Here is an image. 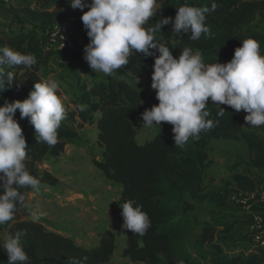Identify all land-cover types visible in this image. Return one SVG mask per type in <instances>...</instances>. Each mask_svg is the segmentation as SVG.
<instances>
[{
  "label": "trees",
  "instance_id": "trees-1",
  "mask_svg": "<svg viewBox=\"0 0 264 264\" xmlns=\"http://www.w3.org/2000/svg\"><path fill=\"white\" fill-rule=\"evenodd\" d=\"M11 9L16 29L11 26L0 33V46H10L21 53H31L37 63L31 68L13 67L6 71L14 74L11 85L6 83L5 91L0 92V106L5 100L26 99L33 85L38 80H46L51 54L44 51L45 39L39 28L49 29L57 26L71 42V55L75 59L83 57L84 46L89 43L86 34L81 33L79 9L71 7L69 0H17ZM90 2V0H89ZM185 0H158L160 6L150 23H156L164 17H175L176 11ZM189 5L211 8L217 4L214 12L206 14V24L211 35H201L197 41L188 39L189 33L183 31L176 35L171 32V25H164L158 38L166 42L174 57H178L185 46L200 50L206 63H226L234 55V49L241 46V41L254 38L260 42L264 54V0H187ZM88 9L85 8L84 11ZM152 57L140 54L130 57L129 64L121 69L133 79H140L147 74L151 80ZM44 69L42 70V68ZM43 73V74H42ZM82 93L72 101L86 105L80 112L68 107V116L58 129L59 142L54 147L37 143L34 127L27 118L21 119L17 110L15 119L23 129L29 147L30 159L26 161L28 170L42 185L54 188L59 180L49 172H40L39 164L48 156L59 157L68 145L80 141L79 129L85 124H95L97 144L103 150L101 160H93L97 168L109 181L122 186L121 200H133L142 205L150 220L151 227L141 236L131 231H104L98 243L85 248L66 235L49 230L45 223L32 220L16 221L15 218L0 225V239L24 229L27 235L21 244L30 257L31 264H67L69 257H75L78 264H84L83 257H88L87 264H108L115 252L116 239L126 233V245L123 264H201L197 261L192 247L187 245L193 236L202 244L214 250L216 256L212 264H264V248L254 243L247 250L225 253L219 238L218 227L231 230L243 220L251 225L252 219L232 212H223L225 218L217 224L205 223L194 234L192 221H197L195 212L198 206L208 202L224 205L231 196L228 186L220 192H208L204 182L205 171L211 165L208 144L212 140L244 141L247 145L251 165L264 171V138L251 130L245 123L246 113H237L226 105H221L225 112L222 116L209 100V117L218 121L208 132H201L199 140H193L192 150L189 141L183 148L174 146L172 125L164 123L157 134L148 142L137 141L138 119L150 106V101L139 84L127 79L110 76L106 80H92ZM155 92V90H153ZM60 94V91L59 93ZM96 114L98 118L96 120ZM233 189L242 196H251L257 191V183L246 174H237L233 179ZM15 186V185H14ZM26 193L29 203L31 189H20ZM222 213V212H220ZM226 217H234L226 221ZM228 220V219H227ZM264 237V236H263ZM6 252L0 248V264H7Z\"/></svg>",
  "mask_w": 264,
  "mask_h": 264
},
{
  "label": "clouds",
  "instance_id": "clouds-1",
  "mask_svg": "<svg viewBox=\"0 0 264 264\" xmlns=\"http://www.w3.org/2000/svg\"><path fill=\"white\" fill-rule=\"evenodd\" d=\"M69 2L72 8L83 13L81 21L90 38L84 46V60L92 72L113 76L136 54L154 59L150 87L155 90L158 104L146 108L141 116L146 127L158 125L161 128L162 122L172 125L174 146L183 148L189 138L199 140L201 132L216 126L218 121L209 118L212 115L208 110L209 100L219 110V116L225 112L221 105H226L237 113L243 110L247 125L264 126V54L259 41L246 38L234 49L230 61L206 63L201 51H194L190 46L183 47L178 57H174L167 43L158 38L162 27L169 24L176 35L190 32L191 41L199 40L202 34L211 35L206 14L216 10V3L211 8H200L185 0L174 18L164 17L150 23L157 14L158 0ZM85 8L88 10L84 11ZM36 63L31 53L0 46V92L15 78L6 67L31 68ZM59 91V82L50 76L35 82L26 99L5 100L0 106V225L12 221L21 209H28L32 221L37 223L47 215L39 207H32L26 193L20 191L40 192L42 182L28 170L29 147L15 115L19 110L20 118L29 120L37 143L54 147L59 142L58 129L68 116L64 103L67 97L58 94ZM73 107L83 112L87 106L76 104ZM119 207L123 217L121 229L145 235L151 220L142 210L143 206L129 199ZM26 235V230L20 229L0 239V248L8 257L7 264H31L21 244ZM83 262L87 264V256L83 257ZM67 264L78 262L75 257H69Z\"/></svg>",
  "mask_w": 264,
  "mask_h": 264
},
{
  "label": "rangeland",
  "instance_id": "rangeland-1",
  "mask_svg": "<svg viewBox=\"0 0 264 264\" xmlns=\"http://www.w3.org/2000/svg\"><path fill=\"white\" fill-rule=\"evenodd\" d=\"M14 3V1L9 2L0 0V33L6 31V29L9 28V25L11 26L12 24L10 16L13 15L11 14V9L14 8ZM159 7L160 6L157 5V10ZM152 19L149 22H151ZM262 24L264 25V23ZM15 25L16 24L14 23V27H16ZM38 31L41 36L44 35V37L46 36L47 38L46 29L38 27ZM53 53L55 52H52L51 54L53 55ZM65 53L69 55V59L72 58V60H65L64 62L66 64L65 74H60L59 70H57V75L51 76L59 82L60 88L66 94L67 100L65 101L72 102L76 100L75 97L79 96L82 93L84 86L88 87V85L93 82L92 80H106L110 77L104 75L103 73L92 72L88 63H78L76 58L74 59L72 57L71 50L66 51ZM52 64L49 63L50 66H52ZM77 71H79V73H77ZM81 74H83V76H81ZM113 77H123L132 83L139 84L142 91L150 101V106L147 109H150L154 104H158V101L155 98V92L150 87L151 80L148 79L147 74H144L140 79H133L127 76L122 69H118ZM163 124L164 122H162V125ZM160 129L161 128L158 125H153L152 127L144 126L142 116H140L137 126L138 143L144 144L148 142ZM251 130L264 138V126H251ZM79 131L82 136L80 141H75L74 143L68 145L65 152L59 157H46L39 164V170L42 173L49 172L52 175H58L63 179V184L57 187L59 193L56 194L59 196L58 199L65 200V206H76L78 204V200H83L86 201L89 207H92L96 213L105 216L108 214L107 210H105V208H101L103 207V204L99 199L94 200V195H88V197L84 198L75 194V192L80 193L79 191L89 194L100 189L107 190L104 181H101V178L98 176V174L102 173L97 168L95 169L93 164V160L102 159L103 152L101 147L97 144L96 125L85 124L79 129ZM188 147L192 150L191 138H189ZM207 151L210 154L211 165L205 171V185L208 190L215 189V192H220L224 187H227L229 183L230 186L228 189L231 190V196L227 199L224 205L205 202L198 206L195 212L197 219H193L197 221H192V226H194L195 230L194 234L196 236V231L202 229L205 223L210 222L212 224H217L221 221V219L224 220L225 216L223 212L233 211L235 214H239L240 216H242L241 214L244 216L248 215L252 219L251 225H245L242 220L231 230V232L227 233L224 226L218 227V242L221 243L225 253L247 250L251 244L256 243L255 239L257 236L264 234V199L261 197L264 193V172L255 170L251 165L250 154L244 141L223 139L212 140L208 144ZM237 174H246L257 183V191L255 194L246 197L238 194L233 189V186L231 185L233 184V179L231 178ZM104 180L107 179L105 178ZM50 190L51 187L42 185L40 192L32 190L30 194L32 207H39L42 211L47 213V215L40 221L44 222L45 226L54 232L55 230L61 232H74L72 231V228L83 231L81 224L74 219V215L78 214L77 212L74 214L66 212L67 210H63L64 206H60V208H58L60 211H57L53 209L52 205H49L44 201L46 199H50L47 196L54 197V195H56L49 193ZM112 191L115 192V195H112L113 201H111L113 205H116L115 199L117 198L116 196L119 192L116 187ZM42 197L45 198L41 201ZM110 206L113 207L111 202ZM62 212H65V214ZM220 212H222V214H220ZM118 216L122 219L121 223H123L121 213H119ZM24 218H31V216L29 213L22 214L20 219ZM226 218L228 219H226V221L230 222L234 219V217ZM94 231L100 232V229H95ZM101 231H104V228ZM93 236L95 237L96 234H93ZM125 239L126 235L118 237V250H120V246ZM83 241L88 242L87 247L89 248L94 246V241L91 242V239L89 241ZM187 245L195 249L193 250V253L199 263L212 264L216 253L214 250L210 249L209 246L202 245L194 236L192 238L190 237ZM122 258V255L118 253L108 264H121L123 263Z\"/></svg>",
  "mask_w": 264,
  "mask_h": 264
},
{
  "label": "crops",
  "instance_id": "crops-1",
  "mask_svg": "<svg viewBox=\"0 0 264 264\" xmlns=\"http://www.w3.org/2000/svg\"><path fill=\"white\" fill-rule=\"evenodd\" d=\"M16 5H17V3H14L13 6L15 7ZM10 17H11L10 20H11V23H12L11 24L12 29H14V28L16 29L17 27H14V16L11 15ZM86 32H87V30L83 27V24H82L81 25V33L82 34H86ZM70 59L72 60V58H70ZM70 59H69V55H67L66 53H58V54L55 53V54L51 55L49 63H51V64L53 63V64H52V66L49 65V67L47 69H45L46 70V77L49 78L50 76L57 75V73H58L57 70H59L60 74H65V72H66V64L64 62H65V60H67V61L69 60L70 61ZM76 60L78 61V63H81V62L87 63L84 60V56L80 57V58H78ZM62 66H64V67H62ZM43 69H44V67L42 68V70ZM77 73H79V71H77ZM81 76H83V74H81ZM116 78L124 79L123 77H116ZM60 95L66 96V94L62 91L61 88H60ZM64 103L67 106H70L71 108H74L71 101H69V102L65 101ZM98 115L99 114H96V120L98 118ZM254 169L255 170H260V169H256V168H254ZM260 171H262V170H260ZM262 172H264V171H262ZM53 176L56 177L59 180L58 186L63 184L64 181H63V179L60 176H58V175L57 176L53 175ZM98 176L101 178V181H104L107 190L100 189V190H96V191H94L92 193H89V194H85V192L79 191L80 193H76L75 192V194L77 196H82L84 198L88 197V195H91V196L94 195L93 196L94 200L99 199L102 202V204H103V207H101V208H105V210H107L108 214L105 215V216L104 215L102 216L99 213H96L95 210H93L92 207H89L87 202L83 201V200L82 201L78 200V204L76 206H71V207L65 206V200L58 199L59 196L56 194V193H59L58 192L59 190L57 188L58 186L54 187V188H51V190L49 192L51 194L52 193L56 194V195H54V197L46 195L50 199L44 200V198L46 196L42 197V199H41V201L44 200L49 205H52L54 210L60 211L58 208H60V206H64L63 210H67L66 212H69V213H72V214H74L75 212L78 213L77 215H74V219H75V221H77L78 223L81 224V226L83 227V231H79V229L72 228V231H74V232H67V231H62L61 232V231H58V230H55V232H59V233H61L63 235L71 237L76 242L77 245L83 246L85 248H89V247H87L88 242H85L83 240H88L89 241L91 239V242L94 241V246H95L98 243L99 238H100V234L102 232L107 231V230L112 231V232H117L121 228V225L123 224V223H121L122 219L118 216V214L122 212V209L119 207L120 204L121 205L123 204V202L121 200L122 186L117 185V184L109 181L103 174H98ZM105 178L107 180H104ZM231 179H234V177H232ZM232 182H233V180H232ZM115 187L117 188V191L119 193L116 196L117 198L115 199L116 200V202H115L116 205H113V203H112V201H113L112 200V198H113L112 195L113 194L115 195V192L112 191V190ZM52 189H53V191H52ZM207 191L208 192H215L216 190L215 189H210V190H207ZM102 199H104V200H102ZM110 202H111V205L113 207L110 206ZM29 204L32 206L31 201H30V196H29ZM28 213L29 212H20L18 214V216L16 217V221L32 220L31 218L20 219V216L22 214H28ZM62 213L65 214V212H62ZM220 214H222V213H220ZM103 228H104V231H101ZM95 229H100V232H95L94 231ZM93 234H96V236L94 237ZM122 235H126V238H127V234L126 233H124ZM122 235H120V236H122ZM120 236H118V237H120ZM118 237L116 239V246H115V252H114L113 258L118 253L120 255H122V257H123V251H124V248H125V245H126V239H125V240H123V243L120 246V250H118V245H117ZM81 242H83V243H81ZM122 259H123V263H125L126 259L124 257ZM123 263H121V264H123Z\"/></svg>",
  "mask_w": 264,
  "mask_h": 264
},
{
  "label": "built area",
  "instance_id": "built-area-1",
  "mask_svg": "<svg viewBox=\"0 0 264 264\" xmlns=\"http://www.w3.org/2000/svg\"><path fill=\"white\" fill-rule=\"evenodd\" d=\"M4 1H9V2H15L17 3V0H4ZM47 32V38L46 36L44 37L45 39V47L44 51L46 53L51 54L52 52L55 53H65L66 51L71 50V42L66 38V36L62 33V31L57 27L53 26L50 27L49 29H46ZM49 39V40H48ZM49 44V45H48ZM58 51V52H57ZM53 53V54H55ZM52 55V54H51ZM262 199H264V193L262 194ZM264 234L259 236V240L257 238L255 239L257 244H260L261 246L264 245ZM264 248V246H262Z\"/></svg>",
  "mask_w": 264,
  "mask_h": 264
}]
</instances>
